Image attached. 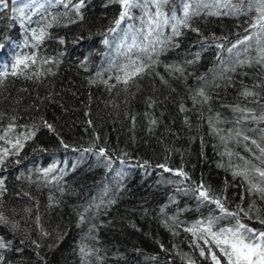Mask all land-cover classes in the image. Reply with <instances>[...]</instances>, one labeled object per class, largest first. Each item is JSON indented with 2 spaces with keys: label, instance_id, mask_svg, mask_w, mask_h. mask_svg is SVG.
Masks as SVG:
<instances>
[{
  "label": "trees",
  "instance_id": "obj_1",
  "mask_svg": "<svg viewBox=\"0 0 264 264\" xmlns=\"http://www.w3.org/2000/svg\"><path fill=\"white\" fill-rule=\"evenodd\" d=\"M78 2L8 0L7 8L0 6V44L5 45L0 73H8L0 75V155L9 150L0 164L6 188L0 213L8 220L0 223V238L8 244L0 249V264H215L210 245L223 264L210 238L205 245L186 229L220 215L192 191L203 182L229 211L244 210L241 223L264 230V199L233 175L250 161L249 179L264 187L253 170H264V155L235 135L239 131L264 147V121L241 120L233 110L239 105L257 115L264 112V65L256 63L264 40L250 41L247 51L246 45L227 51L256 31L249 27L255 11L246 4L239 15L228 9L221 15L201 11L190 19V28L153 54L155 64L125 85L117 77L129 63L126 45L141 21L126 20L110 33L121 11L118 3L85 0L77 14L72 5ZM183 2L170 0L165 10L182 16ZM129 24L125 47H118ZM41 29L42 42L33 35ZM33 55L36 64L11 74L16 57ZM130 55L150 63L135 49ZM200 89L206 102L197 95ZM245 89L256 95L242 96ZM31 131L35 135L25 140ZM17 138L22 147H13ZM101 148L110 164L97 156ZM161 164L183 169L190 179L181 184L180 177L157 167ZM52 166L45 176L43 169ZM220 224L232 226L235 219ZM81 246L91 254H82Z\"/></svg>",
  "mask_w": 264,
  "mask_h": 264
},
{
  "label": "snow or ice",
  "instance_id": "obj_2",
  "mask_svg": "<svg viewBox=\"0 0 264 264\" xmlns=\"http://www.w3.org/2000/svg\"><path fill=\"white\" fill-rule=\"evenodd\" d=\"M13 2H15V0H13ZM59 2L63 3V0H59ZM68 2L71 3V0H68ZM110 2L118 3L121 6V11L114 21L115 26L108 29L110 33H116L117 30L121 28L122 23L126 20L138 18L142 25L132 36V42L126 45V51L124 55L128 57L129 63L121 67L120 70L123 75L117 77V80L119 82H123L125 85H127L130 81H133L136 77L144 74L148 68L155 64L157 61L153 60V54L158 55L159 51L166 47L174 37L182 35L183 28H190V19L193 16H198L203 10H209V15H221V9H228L231 14L239 15L245 11L246 4L248 11H255L256 16L249 27L251 29H255L256 31L252 34L245 35L243 39H238L236 43L227 49L229 53H232L233 49H236L238 45H246L245 51H247V48L251 47V44L249 43L250 41L255 40L256 44L260 45L261 40H264V0H238V3H233L232 0H207V2L206 0H184L182 3V16H178L174 9L169 11L165 10L169 5L170 0H110ZM84 3L85 0H79L78 3L72 5L77 14H80V10L84 6ZM0 6L7 8L9 6L8 0H0ZM65 7H67V5H65ZM212 9H215V11H212ZM137 10L141 13L139 17L134 16V12ZM19 11L20 15L23 16V11ZM80 18H83L82 15H80ZM132 28L133 25L129 24L128 30L123 32V37L118 47H125V43L128 40V33L132 30ZM166 29H170V34L167 36H165ZM193 31L199 32V29H193ZM33 35L37 41L42 42L46 33L43 29H41L39 34L33 31ZM138 37H140L139 40ZM61 43H63V40H61ZM103 43L105 45H109L110 42L106 38L103 40ZM173 46L178 47L179 45L174 44ZM4 47V44H0V49ZM217 47L223 48V45L220 44L217 45ZM134 49L145 54L147 60L150 61V63H145V61L142 60L140 56H136V58L133 59L130 54ZM236 54L239 55V52ZM198 58L199 56L197 54V59ZM29 62H31V64L37 63L35 55L16 57L15 63L12 65L14 70L11 74H23V69L29 67ZM47 62L48 61H44V63ZM189 63H192V61H189ZM237 63L241 65L245 63L251 64L252 61L238 60ZM256 63L264 65V46H260L258 49ZM21 66H23V68H21ZM168 67L174 68L175 66L169 65ZM176 70L182 71V69ZM232 71H235V68H233ZM7 74V72L0 73V75L5 76ZM37 75H40V73H37ZM201 79H203V77H201ZM197 95L202 97L205 102L208 99L203 89H200L197 92ZM241 95L244 97H249L255 96L256 93L245 89ZM193 100L195 101V97H193ZM181 110L183 111L184 109L182 108ZM233 110L241 114V120L264 121V112H261L259 115H257L252 108H242L239 105H236ZM241 120H237L236 122L239 124ZM152 123L155 124L156 121L153 120ZM209 123L212 125L214 132L219 134L221 130L216 129L211 120H209ZM45 126L48 129L54 131L51 124H47V122H45ZM13 127V125H10L9 130H11ZM229 134H231V130ZM34 135L35 132L31 131L24 137V139H31ZM235 135L242 136L243 140L245 141L250 140L251 143L259 149L260 153L264 155V147H261L255 139H252L251 137L244 135L239 131H237ZM220 138L221 140L226 139L225 136H221ZM0 139H4V137H0ZM9 143H11V141H9ZM22 146L21 140L17 138L13 147ZM65 147L68 146L65 145ZM86 151H91V149H87ZM8 154L9 150L4 149L3 155H0V164H3L4 159ZM227 154L229 156L231 155V153ZM97 156L105 157V159L108 160V163H111L110 159H108L106 156L105 149H99ZM145 163L147 164V162ZM250 163V161H246L245 168L243 170L234 171L233 175L242 176L246 181H248L250 185L249 190L259 193L261 198L264 199V187H262L259 183H253L249 179V170L247 165ZM157 167L164 169L166 172H172L174 176L180 177L181 179L179 182L181 184L190 179L188 174L184 172L183 169L173 170L167 168L163 164L157 165ZM54 168L55 166L43 169L45 176H47L49 172L53 171ZM253 170L259 175V177L264 179V170L255 167ZM117 175L119 176L121 173L118 172ZM5 191L6 188L4 187V180L0 179V196H2ZM177 191H183L185 194H187L188 190L178 188ZM192 191L196 194V198L202 204L208 203L215 205V208L219 211L220 215L217 216L210 214L206 218L198 219L191 225V227H188L186 231L192 233L193 236H198L205 245H209L210 238L212 245H214L224 257L223 264H264V230L253 229L241 223L239 216L240 212H243L244 210L241 208L239 211H229L224 206L221 198L216 197L214 194H210L209 188H206L203 182L192 189ZM114 202L115 201H111V203ZM245 215H247V213H245ZM229 218L235 219V224L232 226L220 224L222 220H227ZM81 220H83V217H81ZM0 223H8V220L3 216L2 213H0ZM260 223L264 224V220H261ZM47 234L48 233H44V235ZM6 247H8V244H6L2 238H0V249ZM161 247H163V245H161ZM80 252L85 256L91 254V250L86 251L84 246H81ZM200 255H205L203 248L200 249ZM209 255L215 264H221L220 257L216 255L215 251L211 250V245L209 247ZM2 261L3 256L0 255V262ZM189 264H192V262L189 261Z\"/></svg>",
  "mask_w": 264,
  "mask_h": 264
}]
</instances>
